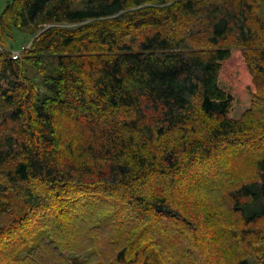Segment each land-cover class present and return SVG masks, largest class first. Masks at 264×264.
<instances>
[{
    "label": "trees",
    "instance_id": "16d2710c",
    "mask_svg": "<svg viewBox=\"0 0 264 264\" xmlns=\"http://www.w3.org/2000/svg\"><path fill=\"white\" fill-rule=\"evenodd\" d=\"M0 47V264H264V0H11Z\"/></svg>",
    "mask_w": 264,
    "mask_h": 264
},
{
    "label": "rangeland",
    "instance_id": "374dc122",
    "mask_svg": "<svg viewBox=\"0 0 264 264\" xmlns=\"http://www.w3.org/2000/svg\"><path fill=\"white\" fill-rule=\"evenodd\" d=\"M11 0H0V12L2 11L3 7ZM33 36L32 35H27L21 32H16L14 35V39L12 40L11 44L13 45L11 48L9 49L11 51V53L9 52V50L7 49V51L9 52V54L12 56L14 54V57H18L20 52L23 49H26L30 46L31 42H32ZM9 44V45H11ZM8 45V47H9ZM3 51L4 49L2 47H0ZM3 53V52H2ZM1 54V53H0ZM29 77H35V71L34 70H29L28 73ZM37 80V79H36ZM34 80V81H36ZM39 80H37L36 82H38ZM10 222L9 218L6 216H3L0 219V225H5L8 224Z\"/></svg>",
    "mask_w": 264,
    "mask_h": 264
},
{
    "label": "built area",
    "instance_id": "2783aa9c",
    "mask_svg": "<svg viewBox=\"0 0 264 264\" xmlns=\"http://www.w3.org/2000/svg\"><path fill=\"white\" fill-rule=\"evenodd\" d=\"M2 52H3V50L0 48V53H2ZM9 52L11 53V51H9ZM12 57H14V54L12 55Z\"/></svg>",
    "mask_w": 264,
    "mask_h": 264
}]
</instances>
